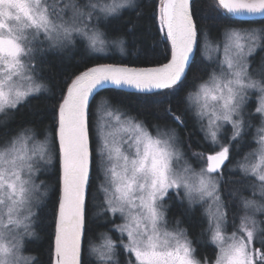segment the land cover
<instances>
[{"label":"snow or ice","instance_id":"obj_1","mask_svg":"<svg viewBox=\"0 0 264 264\" xmlns=\"http://www.w3.org/2000/svg\"><path fill=\"white\" fill-rule=\"evenodd\" d=\"M138 7L137 0H0V264H36L24 252L36 235L34 209L46 213L50 192L57 196L50 264H92L88 257L95 264H122L121 257L123 264H264V56L256 60L264 27L226 23L210 47L200 0H156L152 18L169 45L166 63L81 65L64 79L51 126L39 133L9 127L50 91V55L71 52L78 40L104 58L113 47L123 54L126 39L109 37L108 28ZM212 7L228 21L264 17V0ZM106 89L175 96L183 116L169 104L164 115L173 123L150 124L119 101L98 103ZM187 117L210 151H193L180 134ZM53 167L55 188L37 183V172ZM90 222L106 229L99 244Z\"/></svg>","mask_w":264,"mask_h":264},{"label":"trees","instance_id":"obj_2","mask_svg":"<svg viewBox=\"0 0 264 264\" xmlns=\"http://www.w3.org/2000/svg\"><path fill=\"white\" fill-rule=\"evenodd\" d=\"M156 0H137L138 8L125 9L119 18L112 19L108 28L109 37L126 39L125 52L122 54L116 48H110L107 58L102 55L86 51L85 42L78 40L74 50L61 56H49L50 70L45 73L48 77V86L50 91L42 94L38 98H33L30 102L16 112L10 121L9 127L18 128L22 125L35 127L37 132L46 126L54 123V113L52 106L59 100V92L63 86L64 79L78 74L84 70L81 65L90 67L96 63H116L128 64L130 66H154L167 61L170 58L169 45L163 42V34L157 33L156 23L152 18L153 9ZM216 4V0H200V7L206 9L208 18L202 19L200 23L211 28V36L208 41L214 45L219 38L221 28L226 23L236 24L238 27L249 25H261L264 27V19L259 22L244 23L234 19L228 21L220 17L212 5ZM215 17V18H213ZM131 28V30H129ZM263 53L256 56L258 61ZM199 59V57H198ZM47 97V98H45ZM110 98L112 102L119 101L123 106L130 108L133 113L139 111L143 118L147 119L151 124L156 120L161 123L167 122L171 125L173 122L170 118L165 117V107L171 104L178 116H183V105L176 103L177 97L173 96L171 100L164 95H144L141 96L135 92L114 89H106L96 97V100L102 98ZM2 118V117H0ZM187 128L180 129V134L191 144L193 151H210L208 145L201 147L202 135L195 130L191 117H187ZM51 133V129L49 128ZM188 133L189 135H185ZM39 139L43 138L38 135ZM49 181L50 187L56 186V169L50 168L46 173L39 174L38 180ZM57 196L54 192H50V202L46 213L39 214L35 223V237L26 242L25 252L37 258L36 264H50V247L54 243V223H53V205ZM43 206V203L42 205ZM95 210L89 207V215L91 216ZM89 227L96 229L97 232L92 235L95 240L98 233L105 230L103 226L94 225L91 222ZM195 232V227L193 226ZM202 253H206L210 258L213 255L211 247L201 249ZM88 259H90L88 257ZM91 260V259H90ZM92 264H95L91 260Z\"/></svg>","mask_w":264,"mask_h":264},{"label":"rangeland","instance_id":"obj_3","mask_svg":"<svg viewBox=\"0 0 264 264\" xmlns=\"http://www.w3.org/2000/svg\"><path fill=\"white\" fill-rule=\"evenodd\" d=\"M257 22H259V21H257ZM263 26H261V25H250V26H245V27H243V28H255V29H259V28H262ZM207 43L209 44V46L211 47V46H214V45H212L209 41H207ZM213 57H215L216 56V54L217 53H215V52H212V53H210ZM262 56H264V53H263V55ZM260 60V59H259ZM258 60V61H259ZM110 63H113V62H110ZM97 102L98 103H100V102H102V100L101 99H98L97 100ZM39 139V138H38ZM49 139H51V135H50V132H49ZM39 140H43V138H41V139H39ZM39 174H40V172H37V177L39 176ZM41 180L39 179H37V183H39ZM34 211H36V209H34ZM34 231H35V229H34ZM106 231V229L104 230V231H102L101 230V232L100 233H103V232H105ZM96 244H99V243H101L102 242V238L100 237V235L98 234V236L96 237V239L95 240H93ZM205 255H207L206 253H204ZM24 255H26V256H32V255H30L29 253H27V252H24ZM91 260H95V257H89ZM124 257H121V261H122V264H123V261H124Z\"/></svg>","mask_w":264,"mask_h":264},{"label":"water","instance_id":"obj_4","mask_svg":"<svg viewBox=\"0 0 264 264\" xmlns=\"http://www.w3.org/2000/svg\"><path fill=\"white\" fill-rule=\"evenodd\" d=\"M239 20L245 21V22H251V21H255V20H263L264 17L259 16V15H253V16H244V17H240L238 18ZM167 62V61H166ZM164 62V63H166ZM130 66V65H129ZM155 66V65H154ZM143 67V66H142ZM103 91V90H102ZM127 91H131V92H135V90L132 89H128ZM101 92V91H100ZM136 93V92H135Z\"/></svg>","mask_w":264,"mask_h":264},{"label":"flooded vegetation","instance_id":"obj_5","mask_svg":"<svg viewBox=\"0 0 264 264\" xmlns=\"http://www.w3.org/2000/svg\"><path fill=\"white\" fill-rule=\"evenodd\" d=\"M95 262V260H93Z\"/></svg>","mask_w":264,"mask_h":264}]
</instances>
